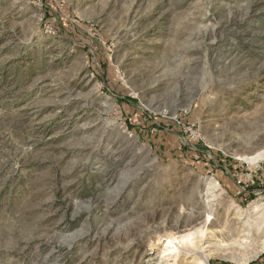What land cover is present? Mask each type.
Segmentation results:
<instances>
[{
	"label": "rangeland",
	"instance_id": "1",
	"mask_svg": "<svg viewBox=\"0 0 264 264\" xmlns=\"http://www.w3.org/2000/svg\"><path fill=\"white\" fill-rule=\"evenodd\" d=\"M264 256V0H0V264Z\"/></svg>",
	"mask_w": 264,
	"mask_h": 264
},
{
	"label": "crops",
	"instance_id": "2",
	"mask_svg": "<svg viewBox=\"0 0 264 264\" xmlns=\"http://www.w3.org/2000/svg\"><path fill=\"white\" fill-rule=\"evenodd\" d=\"M254 264H264V256H262L256 263Z\"/></svg>",
	"mask_w": 264,
	"mask_h": 264
}]
</instances>
